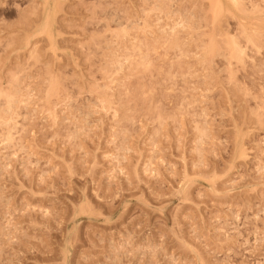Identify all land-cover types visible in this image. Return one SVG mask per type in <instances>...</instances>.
<instances>
[{
  "label": "rangeland",
  "instance_id": "rangeland-1",
  "mask_svg": "<svg viewBox=\"0 0 264 264\" xmlns=\"http://www.w3.org/2000/svg\"><path fill=\"white\" fill-rule=\"evenodd\" d=\"M0 264H264V0H0Z\"/></svg>",
  "mask_w": 264,
  "mask_h": 264
}]
</instances>
